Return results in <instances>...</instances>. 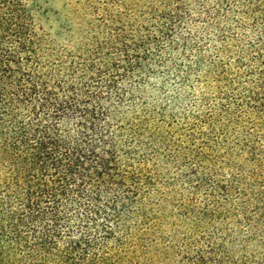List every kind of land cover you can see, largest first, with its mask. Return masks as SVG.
Instances as JSON below:
<instances>
[{"label": "trees", "instance_id": "1", "mask_svg": "<svg viewBox=\"0 0 264 264\" xmlns=\"http://www.w3.org/2000/svg\"><path fill=\"white\" fill-rule=\"evenodd\" d=\"M42 1L0 0V264H264V0Z\"/></svg>", "mask_w": 264, "mask_h": 264}, {"label": "rangeland", "instance_id": "2", "mask_svg": "<svg viewBox=\"0 0 264 264\" xmlns=\"http://www.w3.org/2000/svg\"><path fill=\"white\" fill-rule=\"evenodd\" d=\"M128 5H133L138 2V0H126ZM84 3L80 6L68 2V0H43L42 6L44 9V12L48 11V14L45 16L46 20V26L51 28L54 32H62L60 30V26L67 25L69 23L74 24L77 20L82 21V27L86 28L87 23L90 21L91 16L84 11ZM97 4V2H96ZM76 5V6H75ZM98 5V4H97ZM78 7V11L76 14L70 13V9ZM48 16V17H47ZM64 33H61V36L63 39H68V35H62ZM62 40V39H60ZM158 84H162L161 79L154 80Z\"/></svg>", "mask_w": 264, "mask_h": 264}]
</instances>
